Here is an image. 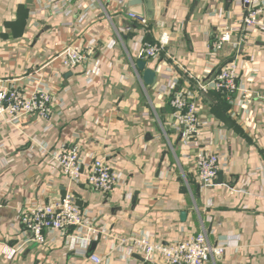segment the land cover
<instances>
[{
	"label": "crops",
	"instance_id": "1",
	"mask_svg": "<svg viewBox=\"0 0 264 264\" xmlns=\"http://www.w3.org/2000/svg\"><path fill=\"white\" fill-rule=\"evenodd\" d=\"M131 1L68 0V13L55 16L50 0H0V86L28 92L42 74L54 96L47 122L30 117L17 129L0 121V264H91L90 255L102 264H164L145 262L121 240L147 234L171 244L200 233L226 248L208 264H264V34L240 29V0H160L156 20L147 17L145 0ZM129 13H143L147 26ZM221 28L232 29V39L212 56ZM163 33L170 43L159 63L141 57L142 42L156 43ZM90 40L89 60L62 68L58 52ZM140 60L155 72L154 85H144ZM231 60L247 99L196 96L221 161L213 186L202 189L162 93L174 79L178 90L194 91L188 73L201 79ZM32 139L50 150L77 146L85 163L104 157L119 177L114 190L103 194L50 169ZM66 192L96 227V239L87 246L68 229L46 231L43 245L28 242L20 210Z\"/></svg>",
	"mask_w": 264,
	"mask_h": 264
},
{
	"label": "built area",
	"instance_id": "2",
	"mask_svg": "<svg viewBox=\"0 0 264 264\" xmlns=\"http://www.w3.org/2000/svg\"><path fill=\"white\" fill-rule=\"evenodd\" d=\"M67 1L50 0L53 15L65 13ZM76 1L79 4L83 2ZM90 1L92 4L95 3L94 0ZM240 3L243 8L240 29L246 35L256 30L264 34V21L261 19L264 0H240ZM129 17L143 27L147 26V19L144 16L129 13ZM232 34L233 30L230 28L219 29L212 42V56H216L217 52L231 42ZM169 43L170 36L167 33L161 34L156 43L142 42L140 56L159 63L161 56L165 54L164 48ZM94 46V40H90L85 47L66 45L58 52L56 58L60 60L62 68L73 70L89 60L94 52ZM187 77L193 80L194 91L178 90V81L174 79L173 82L167 83L162 96L167 99L172 110L170 116L173 126L180 132L182 146L193 163L199 185L202 189H207L216 181L221 170V161L218 154L211 151L212 136L209 128L212 123L201 120L196 96L214 92L226 98L234 97L236 102L241 104L247 99L249 90L239 80V64L235 60L220 66L218 70H211L201 79L189 73ZM53 103L54 96L45 84L42 74H38L34 86L28 92L14 86L8 88L0 86V121L17 129L30 117H35L42 123L47 122L53 113ZM30 143L46 160L50 169L61 173L69 180L73 182L83 180L90 188L103 194H110L114 190L119 177L110 161L104 157H95L91 162L85 163L84 154L77 146L62 145L57 150H50L33 139ZM20 222L25 232L29 234L28 242L38 245L45 243L46 231L65 232L72 229L75 231L76 239L82 240L87 246L97 236L96 227L85 218L69 192L56 201L22 208ZM121 244L132 246L145 262L159 259L164 264H208L209 261L219 260L226 251L223 244H210L202 233L171 244L152 241L147 234L137 238H125L121 240ZM259 248L264 251V241ZM88 259L91 264H102L105 261L104 258L95 255H90Z\"/></svg>",
	"mask_w": 264,
	"mask_h": 264
},
{
	"label": "water",
	"instance_id": "3",
	"mask_svg": "<svg viewBox=\"0 0 264 264\" xmlns=\"http://www.w3.org/2000/svg\"><path fill=\"white\" fill-rule=\"evenodd\" d=\"M145 0V10H146V14H147V17L149 19H152V20H156L160 14V12L162 11V8L160 9V6H161V1L160 0ZM144 1L142 0H132L131 2H129V6H132V5H141ZM150 2L151 3H155L156 4V8H158V10L154 13L153 10L150 8ZM198 2V0H195V4ZM139 15V14H138ZM141 16H144V14L142 13ZM151 20V22H153ZM136 67L138 68L139 71L142 72V76H141V79L144 83V85L146 86H152L154 85V83L156 82V74L153 70L151 69H148V68H145V62L143 61H137L136 62Z\"/></svg>",
	"mask_w": 264,
	"mask_h": 264
}]
</instances>
